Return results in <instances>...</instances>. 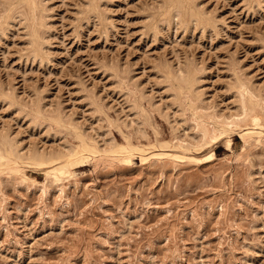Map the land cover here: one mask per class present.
<instances>
[{
  "label": "rangeland",
  "instance_id": "obj_1",
  "mask_svg": "<svg viewBox=\"0 0 264 264\" xmlns=\"http://www.w3.org/2000/svg\"><path fill=\"white\" fill-rule=\"evenodd\" d=\"M33 1L0 0V264H264V0Z\"/></svg>",
  "mask_w": 264,
  "mask_h": 264
},
{
  "label": "bare ground",
  "instance_id": "obj_2",
  "mask_svg": "<svg viewBox=\"0 0 264 264\" xmlns=\"http://www.w3.org/2000/svg\"><path fill=\"white\" fill-rule=\"evenodd\" d=\"M24 3H29V7H30V5H31V7H32V9L33 10H35L36 8H37V5H36V7H35V4H34V2L35 1H33V0H22ZM94 1V0H93ZM97 1V0H96ZM179 1V0H178ZM178 1L176 2V3H178ZM173 4V3H172ZM175 5V4H174ZM177 5V4H176ZM97 6V5H96ZM31 7H30V9H31ZM98 9V8H97ZM171 9V8H170ZM176 9V11H178L177 13H179V14H181V15H186L187 14V11L189 10V4L188 3H186V1L185 0H181V3H180V5H177V7L175 8ZM170 11V10H169ZM173 12V11H172ZM33 13V12H32ZM31 13V15L33 16V14ZM175 13V12H174ZM186 13V14H185ZM166 16V15H165ZM179 16V15H178ZM196 17V16H195ZM33 18V17H32ZM182 18V17H181ZM31 19V18H30ZM196 20V19H195ZM199 20V19H198ZM36 22H35V20H34V18H33V20H32V22H31V28H32V33H33V37H32V41L33 42H35L36 43V41H37V39H38V37H36V30H35V24ZM37 29V28H36ZM36 51V50H35ZM192 73H194V72H192ZM194 76V75H193ZM184 84V83H183ZM188 92V91H187ZM245 107H246V105H245ZM262 115V114H261ZM246 119V118H245ZM234 122V121H233ZM240 123V122H239ZM245 123V122H244ZM208 134V133H207ZM8 137V136H7ZM211 137V136H210ZM207 140H208V138H207ZM212 141V140H211ZM180 142V141H179ZM198 143V142H197ZM196 143V144H197ZM201 143V142H200ZM2 144L7 148H11L12 149V145L10 144V142H9V140L8 139H6V138H4L3 140H2ZM110 144V143H109ZM185 144V143H184ZM198 145V144H197ZM103 150V149H102ZM82 155V154H81ZM33 156V158H36V159H44V158H47V157H51L52 155H45V154H38V153H36V154H34V155H32ZM53 156H55V155H53ZM52 156V157H53ZM70 156V155H69ZM83 156V155H82ZM86 156V155H85ZM105 156V155H104ZM79 157V156H78ZM87 157V156H86ZM55 158V157H54ZM83 159V158H82ZM72 160V159H71ZM52 161V160H51ZM70 162V161H69Z\"/></svg>",
  "mask_w": 264,
  "mask_h": 264
}]
</instances>
